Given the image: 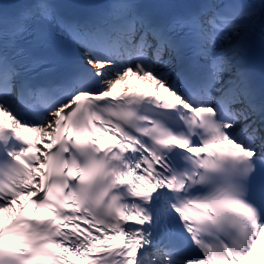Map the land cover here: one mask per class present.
<instances>
[{
	"label": "snow or ice",
	"instance_id": "snow-or-ice-1",
	"mask_svg": "<svg viewBox=\"0 0 264 264\" xmlns=\"http://www.w3.org/2000/svg\"><path fill=\"white\" fill-rule=\"evenodd\" d=\"M258 245L264 0H0V264H264Z\"/></svg>",
	"mask_w": 264,
	"mask_h": 264
},
{
	"label": "bare ground",
	"instance_id": "bare-ground-1",
	"mask_svg": "<svg viewBox=\"0 0 264 264\" xmlns=\"http://www.w3.org/2000/svg\"><path fill=\"white\" fill-rule=\"evenodd\" d=\"M127 84L129 87L132 88H151V84L146 82V81H141L139 78L137 77H133L131 76V74L129 75L128 79H127ZM123 85H117V88L119 91L122 90ZM161 95H167L166 93L163 92V90L160 91ZM7 215V214H5ZM262 249H264V245H258V251H261Z\"/></svg>",
	"mask_w": 264,
	"mask_h": 264
}]
</instances>
